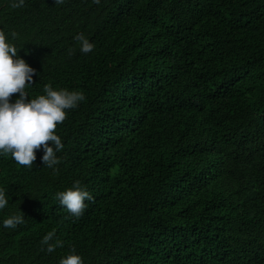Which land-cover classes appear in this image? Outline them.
<instances>
[{"label":"trees","instance_id":"16d2710c","mask_svg":"<svg viewBox=\"0 0 264 264\" xmlns=\"http://www.w3.org/2000/svg\"><path fill=\"white\" fill-rule=\"evenodd\" d=\"M11 4L0 28L35 69L29 98L50 83L84 100L54 130L57 164L43 146L31 167L0 157V222L24 220L0 223V264L73 248L83 264H264V0ZM74 181L92 196L79 217L56 198Z\"/></svg>","mask_w":264,"mask_h":264},{"label":"clouds","instance_id":"9594fccd","mask_svg":"<svg viewBox=\"0 0 264 264\" xmlns=\"http://www.w3.org/2000/svg\"><path fill=\"white\" fill-rule=\"evenodd\" d=\"M55 2L60 3L62 0ZM24 3L25 0H12L11 6L19 8ZM17 37L16 32L8 34L0 28V157L10 154L18 165L31 167L35 159L34 148L43 146L41 159L48 167H52L59 162L56 153L64 146L61 137L54 130L57 124L65 120V110L75 108L84 100V94L65 88L56 89L48 83L43 87V94L29 98L25 89L32 84L35 69L17 54L19 49L12 42ZM75 39L80 42L81 52L88 53L94 48V44L82 33L77 34ZM12 93H19V96L10 99ZM47 141H51V144L45 143ZM56 198L71 214L79 217L86 207L83 201L85 198L91 200L92 196L80 181H74L71 187L57 192ZM8 203L6 190L0 187V210ZM22 215H9L0 223L5 228H15L24 223ZM53 236L54 231H50L41 241L47 245L48 252L54 251L63 243L58 239L55 243H49ZM59 264H83V259L73 248L66 256L60 258Z\"/></svg>","mask_w":264,"mask_h":264}]
</instances>
